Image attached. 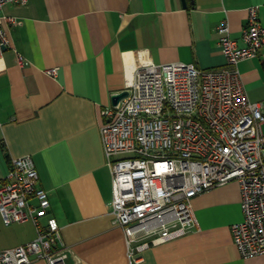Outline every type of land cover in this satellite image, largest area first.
I'll return each mask as SVG.
<instances>
[{"label": "crops", "instance_id": "obj_1", "mask_svg": "<svg viewBox=\"0 0 264 264\" xmlns=\"http://www.w3.org/2000/svg\"><path fill=\"white\" fill-rule=\"evenodd\" d=\"M251 7L264 26V0H26L3 8L20 24L6 25L10 47L0 57V180L10 160L33 158L67 264H264V255L244 259L233 243L232 225L243 221L236 181L193 199L197 231L131 257L113 221L101 140L102 111L133 82L140 59L223 67L217 28L227 20L245 46ZM18 56L28 64L20 66ZM240 71L247 97L264 110V48ZM36 234L31 222L5 225L0 214V251Z\"/></svg>", "mask_w": 264, "mask_h": 264}, {"label": "built area", "instance_id": "obj_2", "mask_svg": "<svg viewBox=\"0 0 264 264\" xmlns=\"http://www.w3.org/2000/svg\"><path fill=\"white\" fill-rule=\"evenodd\" d=\"M14 2L26 0H0V57L10 47L6 25L20 24L2 15ZM217 33L223 67L140 59L128 96L102 111L112 216L124 230L131 257L197 231L193 199L233 181L240 186L243 212V221L231 228L233 243L244 259L264 255V110L247 97L240 71L241 62L264 48V26L251 7L242 30L245 46L232 38L227 20ZM18 62L28 64L22 56ZM50 206L33 158L10 160L0 180L3 223L31 222L37 234L0 251V264H67L69 252Z\"/></svg>", "mask_w": 264, "mask_h": 264}, {"label": "water", "instance_id": "obj_3", "mask_svg": "<svg viewBox=\"0 0 264 264\" xmlns=\"http://www.w3.org/2000/svg\"><path fill=\"white\" fill-rule=\"evenodd\" d=\"M128 96V91L125 90L112 96V104L116 106L122 99Z\"/></svg>", "mask_w": 264, "mask_h": 264}]
</instances>
